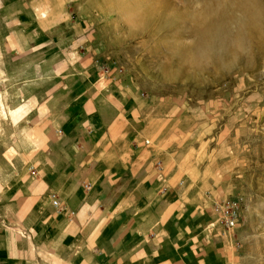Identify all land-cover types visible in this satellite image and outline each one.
Instances as JSON below:
<instances>
[{
    "label": "crops",
    "instance_id": "1",
    "mask_svg": "<svg viewBox=\"0 0 264 264\" xmlns=\"http://www.w3.org/2000/svg\"><path fill=\"white\" fill-rule=\"evenodd\" d=\"M79 26L0 0V264H203L204 117L104 74Z\"/></svg>",
    "mask_w": 264,
    "mask_h": 264
},
{
    "label": "rangeland",
    "instance_id": "2",
    "mask_svg": "<svg viewBox=\"0 0 264 264\" xmlns=\"http://www.w3.org/2000/svg\"><path fill=\"white\" fill-rule=\"evenodd\" d=\"M67 4L104 74L149 97L189 100L204 117L209 182L195 189L211 202V234L199 262L264 264V0ZM218 202L234 209L233 228Z\"/></svg>",
    "mask_w": 264,
    "mask_h": 264
},
{
    "label": "built area",
    "instance_id": "3",
    "mask_svg": "<svg viewBox=\"0 0 264 264\" xmlns=\"http://www.w3.org/2000/svg\"><path fill=\"white\" fill-rule=\"evenodd\" d=\"M0 108L1 105H0ZM148 142V141H146ZM53 204L58 205V200L54 199ZM230 204L226 202H218L215 205V210L219 213L221 223L228 229L233 228L236 224L237 215L233 208H230Z\"/></svg>",
    "mask_w": 264,
    "mask_h": 264
},
{
    "label": "bare ground",
    "instance_id": "4",
    "mask_svg": "<svg viewBox=\"0 0 264 264\" xmlns=\"http://www.w3.org/2000/svg\"><path fill=\"white\" fill-rule=\"evenodd\" d=\"M263 37V36H262ZM261 39V38H260Z\"/></svg>",
    "mask_w": 264,
    "mask_h": 264
}]
</instances>
